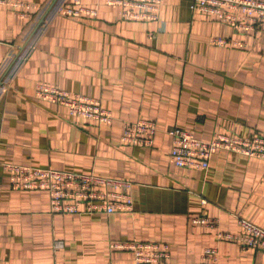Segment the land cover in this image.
Instances as JSON below:
<instances>
[{"label": "crops", "instance_id": "1", "mask_svg": "<svg viewBox=\"0 0 264 264\" xmlns=\"http://www.w3.org/2000/svg\"><path fill=\"white\" fill-rule=\"evenodd\" d=\"M0 5V162L112 177L132 183L131 212L51 213L41 190L13 189L0 167V264H130L133 254L111 244L169 245L164 264H264V252L218 241L217 220L237 233L239 217L264 229V161L220 150L206 171L169 160L175 126L210 140L229 132L264 134V33L238 34L193 0H162L160 21H121L106 0H79L95 17L60 13L73 0H5ZM215 37L243 41L235 48ZM43 83L96 99L108 125L70 117L35 99ZM154 120L152 147L121 143L122 124ZM204 200V203L202 202Z\"/></svg>", "mask_w": 264, "mask_h": 264}, {"label": "built area", "instance_id": "2", "mask_svg": "<svg viewBox=\"0 0 264 264\" xmlns=\"http://www.w3.org/2000/svg\"><path fill=\"white\" fill-rule=\"evenodd\" d=\"M115 8L121 21H135L149 24L160 21L162 0H106ZM0 5L22 7L16 13L27 18L35 6L0 0ZM192 9L213 16L217 21L232 28L238 34L258 36L264 33V0H193ZM60 13L73 19L95 17V9L80 5L79 0L61 7ZM212 44L217 46L243 47V41L233 37H215ZM35 99L64 107L69 116L108 125L113 121L110 110L96 99L72 94L48 84L39 83L34 88ZM157 132L154 120L140 118L125 121L120 135L121 143L129 146L152 147ZM167 133L171 138L169 160L177 167H190L206 171L211 156L220 151L236 153L247 158L264 161V134L242 137L235 133L215 134L210 140L196 138L191 131L177 126ZM0 167L9 174L13 189L41 190L48 195L51 213L63 215L113 214L131 212L133 200L132 183L112 177L83 174L52 168H38L26 165L0 162ZM204 203V200L202 201ZM193 224L217 228L215 238L238 244L241 250L252 249L264 252V229L239 217L237 233L218 229L217 220L208 217L193 218ZM113 249H127L133 254L130 264H164L169 258V245L160 242L131 241L111 244ZM202 259L214 264L218 259L215 247H206Z\"/></svg>", "mask_w": 264, "mask_h": 264}, {"label": "rangeland", "instance_id": "3", "mask_svg": "<svg viewBox=\"0 0 264 264\" xmlns=\"http://www.w3.org/2000/svg\"><path fill=\"white\" fill-rule=\"evenodd\" d=\"M33 167V166H32Z\"/></svg>", "mask_w": 264, "mask_h": 264}]
</instances>
